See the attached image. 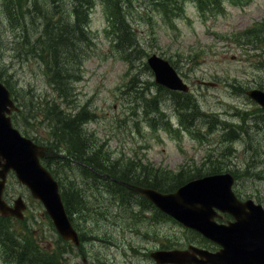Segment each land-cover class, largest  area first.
Listing matches in <instances>:
<instances>
[{
    "label": "rangeland",
    "instance_id": "rangeland-1",
    "mask_svg": "<svg viewBox=\"0 0 264 264\" xmlns=\"http://www.w3.org/2000/svg\"><path fill=\"white\" fill-rule=\"evenodd\" d=\"M176 1L182 6L171 22L163 4L174 8ZM88 2L85 22L74 27L72 10L78 0H0V79H7L15 92L20 107L14 116L17 127L46 143L49 121L36 112L45 100L69 115L83 108L93 113L82 128L99 147L94 164L100 166L104 155V162L114 161L121 174L135 170L167 188V177L181 168L197 173L214 167L215 160H221V167L232 161L234 188L264 204V110L244 94L252 87L264 88V0ZM10 6L17 19L7 13ZM115 6L124 13L132 44L118 38L121 23L114 25L107 18L115 15ZM60 43L71 46L70 52L63 53ZM151 53L168 59L189 84L195 112L177 108L176 101L184 106L182 95L160 90L154 83L146 67ZM57 78L66 83L63 88L54 83ZM184 112L188 114L183 119ZM68 161H52L51 166L56 172L81 171ZM162 171L168 172L166 177ZM97 182L87 175L69 183L79 203L85 193L84 203L96 210L87 213L81 227L98 235L106 229L102 238L87 234L85 249L71 252L42 206L11 179L8 199L20 194L27 205L24 223L12 220L13 227L50 250L67 251L61 254L64 264H154L144 252L147 239L137 235L145 230H157L175 246L198 240L193 231L171 220L157 221L158 216L151 227L132 232L144 221L131 206L133 198L114 209L112 195L94 191ZM0 264H8L1 250Z\"/></svg>",
    "mask_w": 264,
    "mask_h": 264
},
{
    "label": "water",
    "instance_id": "water-1",
    "mask_svg": "<svg viewBox=\"0 0 264 264\" xmlns=\"http://www.w3.org/2000/svg\"><path fill=\"white\" fill-rule=\"evenodd\" d=\"M148 62L155 74V81L171 89L187 90V85L165 59L152 55ZM264 107V91L251 89L246 92ZM16 109L9 98V92L0 82V170L1 176L12 168L18 179L25 183L33 196L38 197L46 207L60 234L74 238V232L66 218L56 182L49 172L38 162L43 148L33 144L13 129L8 116L10 109ZM1 159H4L1 162ZM231 174H212L194 179L178 188L175 192L161 194L152 189L137 188L136 191L147 196L160 209L202 232L221 245L215 252L195 249L205 257L204 261L189 260L192 255L183 251L161 252L160 261L178 264H264V209L251 199L240 202L231 190ZM214 207L229 211L235 221L227 225H214ZM23 208L20 198L14 208L1 198L0 213L21 217Z\"/></svg>",
    "mask_w": 264,
    "mask_h": 264
},
{
    "label": "trees",
    "instance_id": "trees-1",
    "mask_svg": "<svg viewBox=\"0 0 264 264\" xmlns=\"http://www.w3.org/2000/svg\"><path fill=\"white\" fill-rule=\"evenodd\" d=\"M75 15H77L78 9H75ZM12 19H17L18 16L15 14L10 15ZM76 24H74V27ZM40 36L38 37V39ZM57 43V42H56ZM58 46V45H57ZM73 46V45H72ZM55 45L52 47L54 48ZM61 49L64 47L66 50L62 52H70L71 46L66 48L65 46H62V43L59 44ZM73 51V49H72ZM52 75V74H51ZM52 80V79H51ZM6 86L11 89L7 84L8 81L7 79L2 80ZM54 83H60L61 88L66 84L62 82L60 78H57L54 80ZM13 91V90H12ZM15 94V92L13 91ZM53 103V104H52ZM37 112H41L45 118H48L49 124L51 123V132H52V124H53V130L56 135V140L59 142H64L66 149L68 147V152L76 158L79 159H84L83 156L84 154L88 156H96V149L93 147L91 141L87 138L85 139L84 134L81 131V122L83 119H87L88 117L85 116V112H79L77 115H67L64 113L62 110H60L59 106L52 102H48L45 100L40 107V110H37ZM100 152V151H98ZM104 155H102L103 157ZM47 165L50 163V160H45ZM48 162V163H47ZM100 166L94 164L92 161L88 162V165L91 166L94 170L96 171H101V172H106L110 174L113 177H121L124 178L131 183H136L140 185H145V186H152L155 188L161 187V189H171V188H165L164 186H157L156 184H162L161 181H158L157 179H150L146 176L141 177V175L138 173L137 175L135 173H128L127 175L122 174L119 175L118 173L121 172L120 169H117V167H114L113 163L110 164L108 161L107 163L104 162V159H101L99 161ZM110 164V165H108ZM46 165V166H47ZM51 165V164H50ZM108 165V168H103V166ZM112 168L111 169H109ZM157 171V170H156ZM161 171V170H158ZM211 171H214V168H211ZM118 172V173H115ZM135 172V170H133ZM163 175L166 177V171H162ZM206 173V172H204ZM204 173H187V170H182L178 173H175L171 175V177H167L168 179V185L176 187L180 183H183L187 179H190L191 177H196L199 175H202ZM187 174V175H186ZM117 188H123V187H118V185H114ZM163 187V188H162ZM65 197V196H64ZM63 197V198H64ZM72 197L75 199V197L72 195ZM66 197L64 198L65 205L68 208V201ZM67 201V202H66ZM70 207V206H69ZM10 219L8 217H2L0 216V245L3 247V251L5 254V257L8 259H11L13 264H52V252L48 251L44 247H40L34 240L33 237H26V236H19L14 230V228L10 225V222H8ZM54 264V263H53Z\"/></svg>",
    "mask_w": 264,
    "mask_h": 264
},
{
    "label": "flooded vegetation",
    "instance_id": "flooded-vegetation-1",
    "mask_svg": "<svg viewBox=\"0 0 264 264\" xmlns=\"http://www.w3.org/2000/svg\"><path fill=\"white\" fill-rule=\"evenodd\" d=\"M94 174H97V175H99V173H94ZM112 180H115V178H112V177H110ZM229 219V217H228V215L227 214H221V216L220 217H217L216 218V220L217 221H219V222H224V221H226V220H228ZM202 246H204V245H201V247Z\"/></svg>",
    "mask_w": 264,
    "mask_h": 264
}]
</instances>
